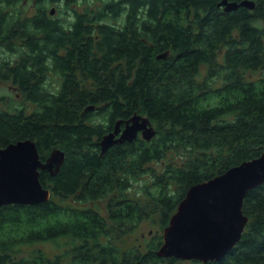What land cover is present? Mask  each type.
Instances as JSON below:
<instances>
[{
    "label": "trees",
    "instance_id": "obj_1",
    "mask_svg": "<svg viewBox=\"0 0 264 264\" xmlns=\"http://www.w3.org/2000/svg\"><path fill=\"white\" fill-rule=\"evenodd\" d=\"M24 1L0 0V46L12 52L0 78L36 106H0V147L32 138L42 159L66 155L57 173L41 170L50 200L0 206V264H264V183L249 190L250 220L221 261L158 254L190 187L264 151V0L236 11L220 0H104L84 11L79 0H35L33 15L15 7ZM49 70L62 80L48 83ZM136 113L154 122V139L103 154V136ZM147 221L161 228L132 242Z\"/></svg>",
    "mask_w": 264,
    "mask_h": 264
},
{
    "label": "water",
    "instance_id": "obj_2",
    "mask_svg": "<svg viewBox=\"0 0 264 264\" xmlns=\"http://www.w3.org/2000/svg\"><path fill=\"white\" fill-rule=\"evenodd\" d=\"M256 0H220L224 11L240 7L255 8ZM57 8L52 7V13ZM169 51L158 54L166 58ZM90 104L89 108H94ZM123 119L115 123V129L107 132L101 142L102 153L119 142H132L142 137L153 140L157 134L152 120L143 114L128 118L126 128ZM66 152L55 148L50 156L41 158L36 140L20 139L0 147V206L5 204H41L50 200L52 191L45 187L41 170L57 173L65 163ZM264 183V151L255 159L232 165L218 176L195 183L186 191L178 208L170 216V224L163 229L164 241L158 254L184 259L221 261L242 238L250 217L245 214L244 200L249 190ZM158 255V256H159Z\"/></svg>",
    "mask_w": 264,
    "mask_h": 264
},
{
    "label": "rangeland",
    "instance_id": "obj_3",
    "mask_svg": "<svg viewBox=\"0 0 264 264\" xmlns=\"http://www.w3.org/2000/svg\"><path fill=\"white\" fill-rule=\"evenodd\" d=\"M104 0H79L78 2L73 3V7L75 8H79L80 10H83L86 8V4L87 7L91 6V7H95L98 8V5H101L102 2ZM37 2L35 0H25L24 3H22L21 5H16L15 7L18 8L19 10L23 9L25 12H28V15H33L36 11H37ZM63 5V8H65V10H67V8L65 7L64 3L61 4ZM60 4H57V2L51 3L49 8L52 10V7H56L57 10L54 14L57 13L58 17H63V15H65V11H60L58 12L59 6H61ZM13 6L9 7L12 8ZM0 57L5 58V59H11L12 58V52H8V50L2 46H0ZM220 57V61H223V56H219ZM208 68V66H207ZM206 69V68H205ZM209 69V68H208ZM48 83L50 82H55L57 80H62L61 76H59V73L53 71V70H49V74H48ZM16 84V83H15ZM57 84V83H56ZM59 85V84H58ZM22 90L18 89V87L14 86V80H10L8 81V79H2L0 78V96H5L7 98V100L0 102V106L2 107H8L10 106V104L12 103V100L17 101V104H26V109L27 111L31 110L32 108H34L36 105L35 103L27 100L26 98L22 97L20 94ZM23 94V93H22ZM12 106V105H11ZM143 135V134H142ZM161 165H163L161 162H155L154 166H156V168H160ZM151 173H146L143 175V177L140 180L135 181V187L137 186L138 188H140V190H143V187L146 186V182H150L151 181ZM167 226V225H166ZM159 228H161L160 224H154L152 221H147L145 222V224L143 225L142 228L138 229L136 232H134L132 234V237H130V240L132 242H136V241H140L139 239L145 238V236L149 235L150 230L151 231H157ZM165 228V227H164ZM162 228V233H163V229ZM141 239V240H142ZM63 241H66V238H64ZM143 242H145V240H142ZM137 242V243H138ZM57 244L53 243V242H46L44 243V245H42L43 248L49 250L50 252L57 253V251H62L63 247L60 246H56ZM185 260H189V259H185ZM63 264H70L69 260H65L63 261ZM185 264H191V262H185Z\"/></svg>",
    "mask_w": 264,
    "mask_h": 264
},
{
    "label": "flooded vegetation",
    "instance_id": "obj_4",
    "mask_svg": "<svg viewBox=\"0 0 264 264\" xmlns=\"http://www.w3.org/2000/svg\"><path fill=\"white\" fill-rule=\"evenodd\" d=\"M220 55L224 57V54H223V53L220 54ZM223 61H224V60H223ZM223 61H221V63H223ZM14 86H16V87H18V89H20V86H18V84H15V83H14ZM20 92H21V91H20ZM20 95H21V96L23 95L22 92H21ZM22 97H24V95H23ZM24 98H25V97H24ZM121 126H122L121 129L126 128L127 123H126L125 121H123ZM114 129H115V124H114V126H113L111 129L108 130V132L111 131V130L113 131ZM142 134H143V132H141L140 137L142 136Z\"/></svg>",
    "mask_w": 264,
    "mask_h": 264
}]
</instances>
